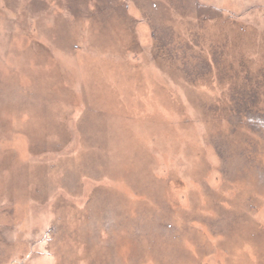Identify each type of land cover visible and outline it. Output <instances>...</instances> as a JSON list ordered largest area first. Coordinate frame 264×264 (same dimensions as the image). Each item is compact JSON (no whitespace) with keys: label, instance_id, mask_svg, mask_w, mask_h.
<instances>
[{"label":"rangeland","instance_id":"rangeland-1","mask_svg":"<svg viewBox=\"0 0 264 264\" xmlns=\"http://www.w3.org/2000/svg\"><path fill=\"white\" fill-rule=\"evenodd\" d=\"M96 1L0 0V264H264V0Z\"/></svg>","mask_w":264,"mask_h":264},{"label":"crops","instance_id":"crops-1","mask_svg":"<svg viewBox=\"0 0 264 264\" xmlns=\"http://www.w3.org/2000/svg\"><path fill=\"white\" fill-rule=\"evenodd\" d=\"M77 46H75L74 47V49L76 48ZM119 52H121V53H119V52H117V56L116 55H114V57H116V58H121V56H124L125 55V52H126V54H128L126 57H129V50H127V51H125V48L124 47H122V48H120V49H117ZM112 57V56H111ZM121 60V59H120ZM197 91H199L198 89H197ZM197 94H198V92H197ZM197 216V215H196ZM187 223H188V225H189V228L191 229V232L193 233V229H194V226L195 225H197L198 226V224H201V222L199 221V218H198V216L197 217H195V219H189V221H187ZM202 225V224H201ZM49 230V231H48ZM47 230V232H46V234L45 235H47V239H45V242L43 243V244H45V247H47V249H48V252H45V258H47L48 260H51V259H53V254H52V250H51V245H52V243H53V238H54V236H55V230L53 229V228H50V229H48ZM195 230V229H194Z\"/></svg>","mask_w":264,"mask_h":264},{"label":"flooded vegetation","instance_id":"flooded-vegetation-1","mask_svg":"<svg viewBox=\"0 0 264 264\" xmlns=\"http://www.w3.org/2000/svg\"><path fill=\"white\" fill-rule=\"evenodd\" d=\"M93 1V3H94V6H95V8H98L99 6H97V1L95 0H92ZM73 2V1H72ZM74 3H76V2H74ZM77 4V3H76ZM90 15H93L92 13L90 14ZM241 219H242V217H240ZM242 221V220H241ZM246 222V221H245ZM243 226V225H242ZM240 227H241V224H240ZM248 229L250 230V228L247 226V227H245L244 228V231L246 232V231H248Z\"/></svg>","mask_w":264,"mask_h":264},{"label":"trees","instance_id":"trees-1","mask_svg":"<svg viewBox=\"0 0 264 264\" xmlns=\"http://www.w3.org/2000/svg\"><path fill=\"white\" fill-rule=\"evenodd\" d=\"M259 106H260V105H259ZM254 108H256V105H255V107H254ZM254 108H253V109H254Z\"/></svg>","mask_w":264,"mask_h":264}]
</instances>
